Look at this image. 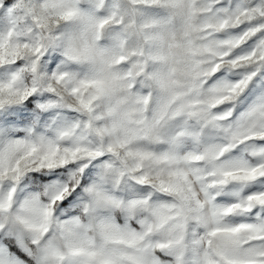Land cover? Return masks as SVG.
I'll return each instance as SVG.
<instances>
[{
	"label": "snow or ice",
	"instance_id": "obj_1",
	"mask_svg": "<svg viewBox=\"0 0 264 264\" xmlns=\"http://www.w3.org/2000/svg\"><path fill=\"white\" fill-rule=\"evenodd\" d=\"M0 264H264V0H0Z\"/></svg>",
	"mask_w": 264,
	"mask_h": 264
}]
</instances>
